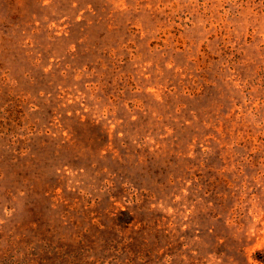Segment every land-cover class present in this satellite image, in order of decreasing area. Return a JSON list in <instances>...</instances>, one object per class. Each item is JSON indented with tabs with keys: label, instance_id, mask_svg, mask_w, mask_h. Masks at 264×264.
<instances>
[{
	"label": "rangeland",
	"instance_id": "obj_1",
	"mask_svg": "<svg viewBox=\"0 0 264 264\" xmlns=\"http://www.w3.org/2000/svg\"><path fill=\"white\" fill-rule=\"evenodd\" d=\"M32 1L0 0V264H264V0L11 15ZM78 120L120 137L129 223L112 227L103 176L67 169L48 200L26 192L14 150L34 133L49 152Z\"/></svg>",
	"mask_w": 264,
	"mask_h": 264
},
{
	"label": "trees",
	"instance_id": "obj_2",
	"mask_svg": "<svg viewBox=\"0 0 264 264\" xmlns=\"http://www.w3.org/2000/svg\"><path fill=\"white\" fill-rule=\"evenodd\" d=\"M35 2H37V0H33L27 6L26 4L23 6L13 4L11 7V15L21 17L24 13L28 14L26 9L32 8ZM68 136L67 139L62 140L60 143L51 142L52 150L49 152H46L41 146L36 145L35 148H32L33 145H27V141H34L36 137L34 133L33 137L28 138L27 141L26 139L20 140L26 142L23 146H20V148L17 147L14 152L15 154L22 153L25 156H29V159L26 160V164L23 165L25 170L21 171L23 179L32 184L26 191L27 194H33L35 197L41 195L48 200L50 198L48 187L51 186L52 188V185L62 176V171H66L67 169L83 174L89 173L93 179L98 178L100 180V177L103 176L107 183L104 184L102 190L106 192L108 202H112V207L106 209V214L110 219V223H112V227L117 228L121 226L122 224L120 223L125 217L129 218L128 221H126L129 223L130 218H132L131 212L116 206V202L122 198V193L126 190L119 182L118 178L120 175L118 170L119 167L122 166L121 157L123 153L121 152L123 149L122 147L120 148L119 142H112L113 140L118 141L120 137L113 135L111 139V134L106 128L95 121L88 120H78L71 131L68 130ZM20 141H15V143L18 144ZM122 145H126L125 142H123ZM56 158L62 159L61 161H63V163L60 164L61 166L53 164ZM36 182H40L41 187L35 184ZM57 188L58 187H53V189ZM21 192H25V190H21ZM29 211L35 212V216L40 215L37 207L32 208L31 206ZM33 222V225H36L35 232H39L43 223L38 224L37 221ZM53 232L57 233L54 228H52V233ZM95 243L96 242H94V244ZM114 248H116V246H114ZM107 250H109L108 247L105 248V251ZM112 250L113 248L110 249V251ZM119 253H121V251L117 250V254ZM10 263H12V261Z\"/></svg>",
	"mask_w": 264,
	"mask_h": 264
}]
</instances>
